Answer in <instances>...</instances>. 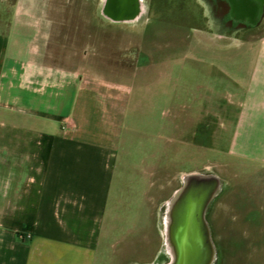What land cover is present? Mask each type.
I'll return each instance as SVG.
<instances>
[{
    "label": "rangeland",
    "instance_id": "374dc122",
    "mask_svg": "<svg viewBox=\"0 0 264 264\" xmlns=\"http://www.w3.org/2000/svg\"><path fill=\"white\" fill-rule=\"evenodd\" d=\"M16 1L0 0V30ZM54 4L67 31L57 45L71 60L84 59L126 90L150 93L155 105L165 92L160 108L129 112L100 264H166L168 206L193 173L218 182L208 214L213 264H264V163L229 152L241 99L232 78L242 71L243 41L258 37L255 24L232 19L226 0H141L130 21L113 17L128 8L110 1ZM175 121L182 124L180 156Z\"/></svg>",
    "mask_w": 264,
    "mask_h": 264
},
{
    "label": "crops",
    "instance_id": "0c3cea01",
    "mask_svg": "<svg viewBox=\"0 0 264 264\" xmlns=\"http://www.w3.org/2000/svg\"><path fill=\"white\" fill-rule=\"evenodd\" d=\"M56 2L17 0L0 30V264L101 263L129 112L165 97L155 105L65 55ZM252 28L232 78L241 99L229 152L264 163L263 5Z\"/></svg>",
    "mask_w": 264,
    "mask_h": 264
},
{
    "label": "water",
    "instance_id": "95a60500",
    "mask_svg": "<svg viewBox=\"0 0 264 264\" xmlns=\"http://www.w3.org/2000/svg\"><path fill=\"white\" fill-rule=\"evenodd\" d=\"M111 2H113L115 6H125L128 8L126 14L123 16H131L137 11V0H110V3ZM239 6L243 14L252 15L251 19H253V15L258 16L262 8L260 0H240ZM186 187L185 193L187 197L183 200L184 204L181 213L186 208L188 210L183 216L181 215L182 225L179 226L180 224L177 225V223H175L172 237L174 239L177 233V227H180L183 252L179 264H205L206 258H204V249L207 238L205 226L202 222L204 218L203 212L206 203L215 196V191L218 189V182L213 178L207 182H195L191 189L188 185ZM197 190H200V192H197ZM174 217H176V220L178 219V216L175 214H173V218Z\"/></svg>",
    "mask_w": 264,
    "mask_h": 264
},
{
    "label": "flooded vegetation",
    "instance_id": "af4514ba",
    "mask_svg": "<svg viewBox=\"0 0 264 264\" xmlns=\"http://www.w3.org/2000/svg\"><path fill=\"white\" fill-rule=\"evenodd\" d=\"M110 1V0H109ZM227 1V4H228V7H229V11L231 13V17L232 19H236L237 21H240V22H243V21H246V20H241L240 17L244 16V17H247L250 21H247V22H255L256 19L258 18V16H254L253 15V19H251L252 15L250 16V14H243L240 6H239V1L240 0H226ZM115 5V4H114ZM107 6V5H106ZM116 7V6H115ZM117 9V8H115ZM115 12V10H112V12ZM126 14V12L124 13ZM115 18H119V17H122L123 16V12L122 13H117L115 12L113 14ZM199 176H194L193 177V180H190L191 182L188 184V186H190V189L191 187L195 184V182H199L201 181L202 179H205V178H210V174L208 175H202V174H198ZM203 182V181H202ZM187 184H183V186L181 188H179L178 190V195L176 193V195L174 196L175 199H174V206H173V210H172V213L177 215L178 217V221L175 219V222L177 223V225L180 224V219H181V211H182V206H183V200L186 199V187ZM197 192H200V190ZM203 193V192H202ZM178 196V197H176ZM189 196V194H188ZM217 196V194L208 202L206 203L205 205V208H204V212H203V225L205 226V231H206V247H205V254L206 255H209V252H211V254H214L215 255V252H214V247L212 245V241H211V235L209 233V222H208V214H209V209H210V206L213 202V200L215 199V197ZM178 213V214H177ZM176 218V217H174ZM179 222V223H178ZM180 226V225H179ZM180 227L178 228L177 227V233L174 237L173 240V243H174V248H175V255H176V259H175V262L173 264H179L180 262V259H181V256H182V252H183V246H182V235L180 234ZM168 256H169V261L166 263V264H172L173 262V258L171 256L170 253H168ZM207 259V258H206ZM214 262V257L212 259H210L208 262H206L205 264H213Z\"/></svg>",
    "mask_w": 264,
    "mask_h": 264
},
{
    "label": "bare ground",
    "instance_id": "6f19581e",
    "mask_svg": "<svg viewBox=\"0 0 264 264\" xmlns=\"http://www.w3.org/2000/svg\"><path fill=\"white\" fill-rule=\"evenodd\" d=\"M103 1H104L105 5H107V3L109 2V0H103ZM137 1L140 2L141 0H137ZM139 13H140V8L138 7V10L134 14H132L131 16H122L121 18H118V19L123 20V21L136 20V18L139 16ZM198 174L199 173H193V174L185 175L184 176L185 183L188 185L191 182L190 180H193L194 176H199ZM211 179H213V178H205V179H202L201 181L207 182L208 180H211ZM217 191H218V189L215 191V195L217 194ZM177 195H178V192H177ZM176 197H178V196H176ZM174 199H175V197H174ZM174 199L169 203L168 214H167L166 223H165L167 249H168V252L171 254V256L173 258L172 264L175 262V259H176V255H175V251H174L175 250L174 243H173V240H172L173 239L172 232H173V229H174V225L176 223L175 222V218H173V213H172L173 206H174ZM187 210H188L187 208L185 210H183L181 215L183 216V214L185 212H187ZM181 219H180V221H181ZM181 225H182V221L180 222V226ZM205 247H206V245H205ZM213 257H214V254H211V252H209V255L205 254L204 258H207L205 263L208 262Z\"/></svg>",
    "mask_w": 264,
    "mask_h": 264
},
{
    "label": "trees",
    "instance_id": "16d2710c",
    "mask_svg": "<svg viewBox=\"0 0 264 264\" xmlns=\"http://www.w3.org/2000/svg\"><path fill=\"white\" fill-rule=\"evenodd\" d=\"M250 23H253V24H255V23H256V21H255V22H253V21H252V22H250Z\"/></svg>",
    "mask_w": 264,
    "mask_h": 264
}]
</instances>
